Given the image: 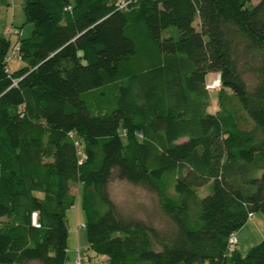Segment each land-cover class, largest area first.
<instances>
[{
	"label": "trees",
	"instance_id": "trees-1",
	"mask_svg": "<svg viewBox=\"0 0 264 264\" xmlns=\"http://www.w3.org/2000/svg\"><path fill=\"white\" fill-rule=\"evenodd\" d=\"M130 1L26 0L14 44L0 19V264H67L74 186L108 264H264L230 246L264 214V0ZM116 179L171 227L123 217Z\"/></svg>",
	"mask_w": 264,
	"mask_h": 264
},
{
	"label": "rangeland",
	"instance_id": "rangeland-1",
	"mask_svg": "<svg viewBox=\"0 0 264 264\" xmlns=\"http://www.w3.org/2000/svg\"><path fill=\"white\" fill-rule=\"evenodd\" d=\"M74 2L75 0H71ZM26 0H16L15 4L11 3L10 6L1 9L2 15L6 18L9 23V26L12 23H15L16 27L22 28V37L28 38L32 35L35 26L33 23H27V19L24 13V4ZM259 0H253L254 4H257ZM11 27V26H10ZM18 39V36L13 35L11 37L12 43L14 44ZM13 51L11 50V56ZM28 65L27 61H22L19 59H12L9 64V68L15 72L19 69H22ZM218 74H212L209 78V81L217 80ZM212 97L210 104V111L216 112L218 110V100H217V91H211ZM2 176V169L0 166V179ZM109 195L111 200L115 203L118 211L123 217L128 219H134L138 221H143L149 225H152L159 230L169 229L171 227L170 222L164 216L163 212L159 207L158 197L154 194H151L142 187L135 186L124 180H114L109 186ZM73 192L77 194L75 206L68 212V229L70 234V243L74 242L79 244V233L86 232V229L82 228L83 223L86 222V214L83 210V193L84 187L78 189L77 186H74ZM211 193V189L207 186L204 189L199 191L201 197ZM239 236L242 242L245 243H255L250 248H243L242 244H238L239 251L246 256L248 251L258 245L262 240H264V214L258 213L255 214L253 219L249 221L245 228H243ZM242 236V237H241ZM243 238V240H242ZM86 253L92 258L90 260L93 264H105L102 257L96 255L92 250L85 249ZM90 262L88 261L87 264Z\"/></svg>",
	"mask_w": 264,
	"mask_h": 264
},
{
	"label": "crops",
	"instance_id": "crops-1",
	"mask_svg": "<svg viewBox=\"0 0 264 264\" xmlns=\"http://www.w3.org/2000/svg\"><path fill=\"white\" fill-rule=\"evenodd\" d=\"M15 1L16 0H0V11H1L2 8H6V7L10 6L11 3L15 4ZM7 15L8 14H6V18H7ZM6 18L0 12V19L5 22V26L6 25L9 26L8 20ZM10 26L16 27L15 23H12V25H10ZM252 219H250L249 221H251ZM85 225H86V222L83 223L82 228H84ZM242 232H244L243 229L239 233H237V236H239ZM78 236H79V244L77 245V244H75L73 242L72 245H71V243H70V234H69V239H68V261H67V264H79L78 263V259L79 258L82 260V264H87L88 260H92V258L85 251V249H89L90 250L88 237H87V231L84 232V233L80 232ZM242 240H243V238H242ZM254 243L255 242L252 241V243L248 244V243L242 242L241 239L238 238V244L239 245L242 244L243 248L245 247V249L247 248V250H248V248L253 246ZM99 257H101V256H99ZM102 258L105 259L104 263L108 264L107 258L106 257H102Z\"/></svg>",
	"mask_w": 264,
	"mask_h": 264
},
{
	"label": "built area",
	"instance_id": "built-area-1",
	"mask_svg": "<svg viewBox=\"0 0 264 264\" xmlns=\"http://www.w3.org/2000/svg\"><path fill=\"white\" fill-rule=\"evenodd\" d=\"M130 3H131L130 0H117V7L119 10H125L130 5ZM5 34L8 36L18 35V30L14 29L12 27H9L6 29ZM19 54H20V44H16L14 46L12 56L10 54V56L7 58V61H11L12 59L22 60ZM7 72L11 73V70L8 69ZM207 88L210 91L220 90L221 89V76L219 75L217 80H214L213 82L209 83ZM253 217L254 216L252 214H250L249 218L252 219ZM84 228H85V226H84ZM230 246H231V250H233L236 246H238V237L236 234H233L231 236ZM88 261L90 262L89 264H93L90 260H88ZM78 263L82 264V260L80 258L78 259Z\"/></svg>",
	"mask_w": 264,
	"mask_h": 264
}]
</instances>
